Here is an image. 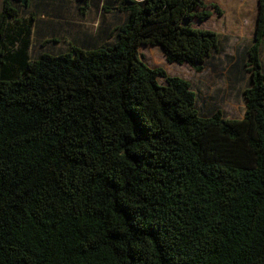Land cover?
<instances>
[{"label":"trees","instance_id":"1","mask_svg":"<svg viewBox=\"0 0 264 264\" xmlns=\"http://www.w3.org/2000/svg\"><path fill=\"white\" fill-rule=\"evenodd\" d=\"M37 1L84 14L90 0ZM117 2L127 19L113 41L38 55L36 14L3 2L0 264H264V0L243 118L204 112L188 80L140 57L159 46L203 69L220 51L197 26L205 0Z\"/></svg>","mask_w":264,"mask_h":264},{"label":"rangeland","instance_id":"2","mask_svg":"<svg viewBox=\"0 0 264 264\" xmlns=\"http://www.w3.org/2000/svg\"><path fill=\"white\" fill-rule=\"evenodd\" d=\"M3 2L4 0H0V10ZM205 2L207 9L211 11V16L202 22H197V26L212 30L219 35L220 51L215 52L212 58H208L203 64V69L199 70L188 62H169L159 46H141L140 57L152 67L163 68L168 75L180 76L188 80L197 93L199 107L204 112L221 109L227 118H243L246 105L242 93L248 87L251 78L249 71L251 67L246 66L247 52L255 40L259 0H205ZM27 3H24L27 7L23 14L29 17L31 13H35L37 19L32 46L33 55H38L44 49L58 52L64 49L63 46H67V41L83 38L85 36L83 33L92 35L90 37L97 36L103 22L108 24L110 33L95 40L113 41L115 36L113 28L123 25L127 17L125 11L118 9L116 16L104 12L102 4L96 6L92 0L89 1L84 16H79V12L82 11L79 7L82 4L75 1L64 3L49 1V4L47 1L44 2L51 13H45L43 7L39 11L37 0ZM119 4L120 2H116L114 7ZM212 4L219 5L222 13L216 12L210 6ZM64 22H70L74 28L63 29ZM48 26L54 29L52 34H39V31L45 30ZM47 38L56 39L58 42H49L46 46L44 41ZM259 57L264 69V40L260 46ZM235 75H237L236 79H234ZM161 81L164 82L163 77Z\"/></svg>","mask_w":264,"mask_h":264},{"label":"crops","instance_id":"3","mask_svg":"<svg viewBox=\"0 0 264 264\" xmlns=\"http://www.w3.org/2000/svg\"><path fill=\"white\" fill-rule=\"evenodd\" d=\"M107 0H98V1H94L93 0V2L96 4V6H98L100 3L102 4L101 5V7H102V9H103V11L104 12H108V13H113V16H116L117 15V13H118V11H116L117 9H118V6L117 7H114V5H113V7L112 8H110L108 11H105L104 10V5L106 4L105 2H106ZM112 1H114V4L117 2V1H115V0H112ZM64 2H72V1H63V2H61V3H64ZM76 2V1H75ZM53 10H55V8H52ZM45 13H51V11H49V8H46L45 9ZM60 15V14H59ZM85 15V13L84 14H82L81 12H79V16H84ZM126 19H127V17H126ZM126 21V20H125ZM256 24H257V21H256ZM73 25H75V24H73ZM107 25L108 24H106V22H103L102 23V25L99 27V29H100V33L97 35V36H93V37H90V36H92V35H90V34H87V33H83L84 35V37L83 38H80L82 41H86V40H90L91 42H94V40L95 39H99V38H103V37H105L106 35H107V33H109V29L107 28ZM79 26H81V25H79ZM64 27H69L70 29H73L74 27L71 25V23L70 22H64L63 23V29H65ZM73 27V28H72ZM115 28H117V27H114L113 29H115ZM49 29V30H48ZM101 29H103V30H101ZM54 29H51L49 26L48 27H46L45 28V30H43V31H39V32H45L46 34L45 35H49V34H52L54 31H53ZM106 31V32H105ZM80 34V33H79ZM74 39V38H73Z\"/></svg>","mask_w":264,"mask_h":264},{"label":"water","instance_id":"4","mask_svg":"<svg viewBox=\"0 0 264 264\" xmlns=\"http://www.w3.org/2000/svg\"><path fill=\"white\" fill-rule=\"evenodd\" d=\"M24 3H27V0H24Z\"/></svg>","mask_w":264,"mask_h":264},{"label":"bare ground","instance_id":"5","mask_svg":"<svg viewBox=\"0 0 264 264\" xmlns=\"http://www.w3.org/2000/svg\"><path fill=\"white\" fill-rule=\"evenodd\" d=\"M255 41V40H254Z\"/></svg>","mask_w":264,"mask_h":264}]
</instances>
